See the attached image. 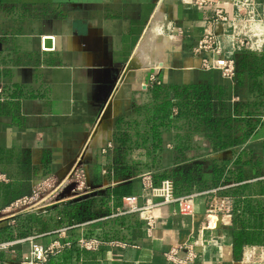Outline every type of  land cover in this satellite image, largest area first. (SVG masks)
<instances>
[{
    "label": "crops",
    "instance_id": "1",
    "mask_svg": "<svg viewBox=\"0 0 264 264\" xmlns=\"http://www.w3.org/2000/svg\"><path fill=\"white\" fill-rule=\"evenodd\" d=\"M235 1L212 0L200 5L196 0H0V210L7 213L6 220L0 221V239L23 237L20 232L26 231V236H37L35 241L49 243L61 237L57 230L64 226H70L67 237L75 239L81 232L72 226L75 222L116 211L124 196L138 195L139 206L161 201L146 186V176L150 173L157 186L172 178L156 184L154 172L184 166L199 170L211 184L200 189L195 182L190 191L181 193H196L191 213L181 212L178 201H170L110 216L86 230L108 242L95 250L68 247L48 264H173L166 252L176 244L195 242H200V264H256L258 260L264 264L262 258L257 259L264 244H245L236 257L234 213L214 218L217 225L212 228L204 227L212 197L205 190L219 188L218 194L231 196L233 209L239 199L264 204V75L255 88L247 71L242 79L238 74L228 78L218 69L203 68L200 57L191 52L210 26L223 51L234 53L231 27L210 20L218 6L233 13ZM159 5L172 26L168 34L173 46L164 49L161 66L153 72L156 80L147 77V89L144 84L142 91L126 90L116 99L120 107L117 117L125 114L134 120L138 116L134 105L151 103L155 83L180 88L204 84L215 95L212 101L218 105L217 116L228 122L221 129L222 136L231 141L216 145L214 132L204 127L188 130L186 117L180 115L163 131L157 165L154 152L140 146L129 159L142 162L144 169L128 178L116 177L114 166L120 156L114 143L117 118L106 117L123 70L147 36ZM256 10L264 23V0H256ZM250 52L259 56L263 67L264 48ZM172 96L175 115L181 99L173 92ZM144 116L139 117L142 131L148 128ZM106 119L108 123L103 125ZM248 121L254 122L253 130L246 129ZM107 141L114 147L102 154ZM80 153H86L96 187L85 200L82 219L57 208L22 214L17 224H8L12 202L31 194L45 177L67 168ZM216 167L221 168L218 175ZM126 182H131V191L117 198L114 188ZM149 215L155 219L151 231L146 224ZM10 233L11 238L7 237ZM30 244L27 241L13 251H0V264H17Z\"/></svg>",
    "mask_w": 264,
    "mask_h": 264
},
{
    "label": "built area",
    "instance_id": "2",
    "mask_svg": "<svg viewBox=\"0 0 264 264\" xmlns=\"http://www.w3.org/2000/svg\"><path fill=\"white\" fill-rule=\"evenodd\" d=\"M210 1L212 0H196V3L201 5ZM235 4L236 10L233 13L227 12L225 8L218 6L210 20L216 23L228 24L231 27V41L234 53L229 55L223 51L215 30L210 26L206 28L200 37L198 44L191 49L194 55L200 57L203 68L218 69L228 78L236 75V53L260 51L264 48V23L258 17L256 0H236ZM167 28L172 30L171 25ZM150 78L152 81L156 80L154 74H151ZM145 88H148L147 84ZM112 147H114V143L107 141L102 146V151L106 153ZM83 155L86 156V153H80L74 158L71 163L73 165L72 169H68L71 167L69 165L58 173L50 174L37 185L31 194L21 196L12 202L10 209L12 208L14 213L10 212L12 218L8 224H15L17 217L22 214H41L52 209L61 208L75 200L89 198L93 194H91V190L89 189L91 173ZM103 172H108V168L105 167ZM74 174L77 176L76 180L72 179ZM150 176L151 174L148 173L145 184L153 196L162 198L161 201L139 206L137 205L138 195L130 194L123 197V205L116 211L75 222L72 226H77L81 230L75 239L67 237L70 226H64L57 230L61 234V237L49 243L35 241L36 235L1 239L0 251H13L17 245L29 241L31 243L30 248L24 252L22 257L17 261V264H48L53 256L61 253L68 247L76 246L79 249L95 250L101 244L108 242L105 238L91 235L86 230L91 225H100L110 216L144 211L161 205L163 202L168 203L170 201H178L181 212L191 213L193 211V197L196 193L176 194L172 179H165L160 185L155 186ZM218 190L219 188H211L203 191L204 193L212 194L206 210V222L204 225L206 228H212L217 225L213 221L214 218L217 219L219 216L228 217L233 214L232 197L218 194ZM6 214V209L0 210V221L6 220ZM154 221L155 219L152 215L146 217L148 231H151ZM109 242L115 245H126V243L120 240H111ZM198 244L200 242L176 244L166 252V256L173 264H200L197 263L199 257Z\"/></svg>",
    "mask_w": 264,
    "mask_h": 264
},
{
    "label": "trees",
    "instance_id": "3",
    "mask_svg": "<svg viewBox=\"0 0 264 264\" xmlns=\"http://www.w3.org/2000/svg\"><path fill=\"white\" fill-rule=\"evenodd\" d=\"M246 71L249 73V78L252 79L253 85L257 88L259 78L264 75V65L263 67L260 66L259 56L256 53L244 51L236 56V74L240 76V79H242L241 76ZM151 92V103L134 105V111L138 115L134 120L128 119L125 114L118 116L116 119L114 143L120 154L114 166L116 177L128 178L131 174H136L144 169L142 162H131L129 159V155L133 149L140 146H146L154 152L153 159L157 165L158 154L156 151L162 147L163 131L171 127L174 119L180 115L186 117V127L188 130L204 127L207 130H211L212 133L214 132L213 139L216 145H227L231 141V138L229 141L227 140V136H222L221 129L223 125H228V122H224L223 118L217 116L219 113L218 105L212 101L215 95L211 92L210 86L191 84L180 88L178 86L155 83L151 88ZM172 92L175 93L176 97L181 99L178 102L179 111L175 115L173 114L175 102ZM219 97H221V94H219ZM140 114L145 115L144 118L148 125V128L143 131L140 126ZM253 128L254 122L248 121L246 129L253 130ZM183 139L187 141L189 137ZM238 139L235 138L234 141ZM95 168L97 169L98 165ZM194 170L193 168H185L184 166L165 168L154 172V182L158 184L164 178H172L176 194L190 191L195 182L200 189L210 187L211 184L202 178V173L199 170ZM220 170L221 168H215L217 175L220 174ZM130 186L131 182L121 184L114 188L113 193L116 194L117 198L121 199L131 191ZM262 190L264 193V188ZM86 199L75 200L61 207L62 212L82 219L83 215H85L84 206ZM233 210L236 224L234 252L236 257H240L245 244H264V204L261 205L258 200L249 198L243 203L239 199L236 200L235 209ZM245 213H249L250 215L247 217ZM18 218L19 216L15 224L18 222ZM25 221V225L27 226L29 219ZM20 235L26 236V231H21ZM12 236L13 234L10 233L7 237L11 238Z\"/></svg>",
    "mask_w": 264,
    "mask_h": 264
},
{
    "label": "rangeland",
    "instance_id": "4",
    "mask_svg": "<svg viewBox=\"0 0 264 264\" xmlns=\"http://www.w3.org/2000/svg\"><path fill=\"white\" fill-rule=\"evenodd\" d=\"M168 26H169V24H168V21L166 20L165 14L162 17H158L157 13H156L152 22L148 26V30L146 33V35H149V38H151L152 35H153V37L151 39H149L150 40L149 43H147V45L145 44V47L143 48L142 45H143V43L145 41V37H146V36H144V40L140 44V46H139L137 52L135 53V55L133 56L132 60H130V62H128V64L125 66V68L123 70L122 78L120 80V84H119L114 96L112 97V101H114V102H112V104H110V106H109L110 109L107 113L106 118H109L110 116H115V118H117V113L120 112V107H117L115 102H116V99L120 98L121 94H123V91H126V90H130V91L134 90L136 92L142 91V88H144V84L147 83V80H146L147 77H150L151 74H154L153 72H154L155 68H158L159 66H161V65H158L157 63H158V61L160 62V60L162 59V53L167 46V44L165 45L166 40L164 42V39L169 35L168 30L169 31L171 30V29L167 28ZM152 41H153V43H152ZM154 41H155V43H154ZM148 45H150V46H148ZM160 45H161L162 49L160 48ZM153 46H155V48ZM148 47H149V49H148ZM140 48H141V53L139 52ZM158 48L161 49V55H159V58L156 57L158 54V53L156 54V50L160 51ZM154 51H155V53H154ZM140 54H142V55H140ZM155 57L157 58L156 59L157 61L154 60ZM150 59H152L153 61ZM120 114H122V113H120ZM106 120L102 122L103 125H106V123H108V120L107 121ZM101 152H102V154H104V152L102 151V147H101ZM84 157H85L86 162L89 165V160H87L86 156H84ZM98 159H99V157H96L94 159V162H96V160H98ZM72 167H73V165H71V167H69L68 169H72ZM89 169H90V167H89ZM90 173H91V170H90ZM76 178H77V176L74 174L72 179L76 180ZM89 189L91 190V194L93 192H95V190H96V187L91 182V175H90V187H89ZM258 258H262L264 261V252L263 251L261 252V254H259V257H257V259ZM260 262L261 261L258 260V262L256 264H262L263 263V262H261V263Z\"/></svg>",
    "mask_w": 264,
    "mask_h": 264
},
{
    "label": "bare ground",
    "instance_id": "5",
    "mask_svg": "<svg viewBox=\"0 0 264 264\" xmlns=\"http://www.w3.org/2000/svg\"><path fill=\"white\" fill-rule=\"evenodd\" d=\"M156 13H157V16L158 17H162V16H164V8L161 6V5H159V7L157 8V10H156ZM153 37V35L151 36V38ZM151 38H149V35H147L146 37H145V41H144V43H143V45H142V47L144 48L145 47V44L147 45V43H149V39H151ZM165 40H166V43H165V45L167 44V46H169V45H171V46H173L172 45V41H173V37L171 36V35H168L165 39H164V42H165ZM152 43H153V41H152ZM154 43H155V41H154ZM158 44V43H157ZM162 44V43H161ZM163 45V44H162ZM148 46H150V45H148ZM141 47V48H142ZM154 48H155V46H153ZM141 48H140V50H139V52L141 53ZM142 48V49H143ZM160 48H161V45H160ZM148 49H149V47H148ZM159 49V48H158ZM162 49V48H161ZM161 49H159L160 51H158V50H156V54H157V58H159V55H161ZM146 51V50H145ZM153 51V50H152ZM158 51V52H157ZM144 53V52H143ZM153 53V52H152ZM154 53H155V51H154ZM140 55H142V54H140ZM154 55V54H153ZM152 56V55H151ZM155 56V55H154ZM153 57V56H152ZM155 57V61H157L156 58ZM162 59H163V57H162ZM150 60H152V59H150ZM160 60V59H159ZM146 61V60H145ZM153 61V60H152ZM161 61V60H160ZM141 62V61H140ZM158 65H159V61H158V63H157Z\"/></svg>",
    "mask_w": 264,
    "mask_h": 264
}]
</instances>
